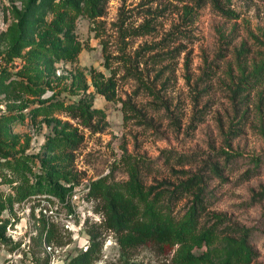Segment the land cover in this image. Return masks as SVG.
Returning <instances> with one entry per match:
<instances>
[{
	"label": "rangeland",
	"instance_id": "obj_1",
	"mask_svg": "<svg viewBox=\"0 0 264 264\" xmlns=\"http://www.w3.org/2000/svg\"><path fill=\"white\" fill-rule=\"evenodd\" d=\"M25 3L0 0V52L13 55L1 56L0 264H67L94 225L88 264H264V0H108L97 17L66 2L59 18L36 1L18 22ZM136 161L178 222L202 189L191 237L122 246L100 224L92 182L124 190ZM211 225L218 236L195 238Z\"/></svg>",
	"mask_w": 264,
	"mask_h": 264
},
{
	"label": "trees",
	"instance_id": "obj_2",
	"mask_svg": "<svg viewBox=\"0 0 264 264\" xmlns=\"http://www.w3.org/2000/svg\"><path fill=\"white\" fill-rule=\"evenodd\" d=\"M44 2L51 3L53 10L56 11V17H60L59 7L64 3H69L75 7H81L84 12L90 17H97L104 13L108 0H26L25 10L19 16L18 22L26 20L28 16L30 3ZM18 24V23H17ZM20 34H16L11 37L12 48L16 47ZM78 45H68L64 48V54L73 57L77 53ZM12 49H6L4 52H0V55L10 58L13 56L10 51ZM16 53V52H14ZM3 54V55H2ZM5 66L0 71V80L6 78ZM0 81V82H1ZM97 82V81H96ZM100 83V82H99ZM90 109L85 107L80 110V114L85 118H90ZM101 116V111H96ZM138 161L133 164L128 171V178L125 183V189L120 190L112 187L111 184L106 182H100L95 180L92 182V186L89 192L96 199L94 209L102 213L103 218L100 224L108 229L116 232L118 243L122 246L141 244L145 242H160L165 241L169 244H173L179 241H185L188 237L193 235L198 220V210L201 206V194L202 189L198 188L194 192V202L185 213L184 218L181 221H176L169 210V203L166 202L164 207L157 206L155 198H149L150 190L153 187H144L141 181V174L137 168ZM213 170H217L214 168ZM198 178L194 175L185 181L180 182L169 193V199H171L176 192H183V190L189 189L197 183L195 181ZM200 187V186H198ZM21 196H24L22 193ZM142 202L143 206L142 207ZM5 208V204L0 201V214ZM162 208V209H161ZM6 221L0 217V242L6 241L7 238L4 235ZM88 241L83 249L74 254L67 262V264H88L93 261L102 245V238L100 237L101 231L96 228V225L87 229ZM219 230H215L213 225L203 229V231L196 235L198 240H210L218 236ZM230 236V235H229ZM238 241L233 253H237L238 258L242 261H249L253 251L247 244L244 236L234 237ZM185 260H190L193 255L190 252H185L182 256ZM127 264H142L139 261H131Z\"/></svg>",
	"mask_w": 264,
	"mask_h": 264
},
{
	"label": "built area",
	"instance_id": "obj_3",
	"mask_svg": "<svg viewBox=\"0 0 264 264\" xmlns=\"http://www.w3.org/2000/svg\"><path fill=\"white\" fill-rule=\"evenodd\" d=\"M3 66H4V62H3L2 57L0 55V71H1Z\"/></svg>",
	"mask_w": 264,
	"mask_h": 264
},
{
	"label": "water",
	"instance_id": "obj_4",
	"mask_svg": "<svg viewBox=\"0 0 264 264\" xmlns=\"http://www.w3.org/2000/svg\"><path fill=\"white\" fill-rule=\"evenodd\" d=\"M54 264H64L63 260L56 261Z\"/></svg>",
	"mask_w": 264,
	"mask_h": 264
}]
</instances>
